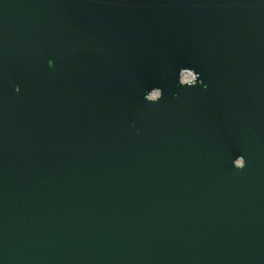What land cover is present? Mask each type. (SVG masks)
<instances>
[{
  "label": "water",
  "instance_id": "obj_1",
  "mask_svg": "<svg viewBox=\"0 0 264 264\" xmlns=\"http://www.w3.org/2000/svg\"><path fill=\"white\" fill-rule=\"evenodd\" d=\"M0 264H264V0H0Z\"/></svg>",
  "mask_w": 264,
  "mask_h": 264
},
{
  "label": "built area",
  "instance_id": "obj_2",
  "mask_svg": "<svg viewBox=\"0 0 264 264\" xmlns=\"http://www.w3.org/2000/svg\"><path fill=\"white\" fill-rule=\"evenodd\" d=\"M182 78L188 81V80H191L193 77L192 76L189 77L188 75L184 74Z\"/></svg>",
  "mask_w": 264,
  "mask_h": 264
},
{
  "label": "rangeland",
  "instance_id": "obj_3",
  "mask_svg": "<svg viewBox=\"0 0 264 264\" xmlns=\"http://www.w3.org/2000/svg\"><path fill=\"white\" fill-rule=\"evenodd\" d=\"M186 75H188L189 77L192 76L191 74H186Z\"/></svg>",
  "mask_w": 264,
  "mask_h": 264
}]
</instances>
